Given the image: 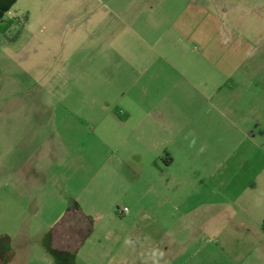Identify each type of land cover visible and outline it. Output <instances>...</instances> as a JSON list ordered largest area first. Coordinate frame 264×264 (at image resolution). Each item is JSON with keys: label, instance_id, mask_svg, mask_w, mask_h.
<instances>
[{"label": "rangeland", "instance_id": "rangeland-1", "mask_svg": "<svg viewBox=\"0 0 264 264\" xmlns=\"http://www.w3.org/2000/svg\"><path fill=\"white\" fill-rule=\"evenodd\" d=\"M17 7L0 36V264H264L263 253L227 259L201 222L158 226L159 214L172 213L161 212L147 185L169 183L179 169L165 159L153 169L156 150L124 139L140 114L159 110L163 139L171 141L170 124L180 134L169 149L178 167L197 171L205 141L222 131L217 112L236 109L237 126L253 135L242 137L238 178H256L264 191V0ZM162 55L180 66L157 63ZM239 62L234 73L228 66ZM219 84L218 95L203 96ZM128 110L136 116L125 126ZM189 139L198 159L184 153ZM124 208L137 214L134 223Z\"/></svg>", "mask_w": 264, "mask_h": 264}, {"label": "crops", "instance_id": "crops-1", "mask_svg": "<svg viewBox=\"0 0 264 264\" xmlns=\"http://www.w3.org/2000/svg\"><path fill=\"white\" fill-rule=\"evenodd\" d=\"M18 1L0 0V36L13 25L17 15ZM159 58L157 63L162 61L171 70L180 66L178 61L166 59L163 55ZM242 63H233L234 65L228 67L233 68L235 73ZM232 73L228 75L227 79H231ZM221 88L222 84H219L213 91L203 93V96L218 95V90ZM144 113L140 114L136 124H130L135 118L136 112L128 110L124 113V125L130 124L129 134L124 138L125 144L138 143L140 147L156 150L155 154H152V157L150 156L148 159L150 166L155 170L156 168L159 169L158 161L160 159H165V168H172L176 165V168L179 169L177 172H172L169 183L147 185L146 192L154 198L155 204L161 208V212H166L167 215L169 212L172 213L166 219H164L165 215L162 217L159 214L158 219H156L157 225L161 227L173 226L181 220L187 226H194L196 222H201L208 235L210 234L208 232L214 228L212 231L221 244L220 253L230 260L245 261L258 257L260 253L264 254V226L260 223L261 218H259L260 215L262 218L264 217V191H259L260 185L256 178L246 180V182L241 181L242 177L239 173L246 161L241 155H237L239 154L238 150L244 142L242 137L251 138L253 135L248 132L244 136V131L241 130L240 126H237L235 117L238 115V110L229 107L217 112L216 116L222 123L220 128L222 131L216 139L212 135L211 140L205 141L207 154L202 160L195 158L194 150L197 147L195 141L193 143V140L189 139L183 143L184 148H186L184 153L187 159L192 157V159L202 161V168L197 171L192 164L187 169L179 168L177 158L172 152H169L171 141L177 142V137L180 135H173L170 131L173 129V124L167 127L171 133V141L169 142L167 139H163V135H160V129L155 118L157 116L162 117L159 110ZM163 116L167 117L168 114L163 113ZM207 117L210 119L209 116ZM180 132L182 133V131ZM169 155H171L170 158H168ZM139 161L142 162L143 159L141 158ZM19 170L20 168L16 167L15 176L17 182L19 181L22 185ZM138 172L143 176L142 172L139 170ZM263 172L264 168L261 173ZM24 179L23 183L29 187L33 179L29 175L22 177L21 180ZM163 189L170 191H161ZM175 212L180 215L179 219H173ZM128 213L129 221L134 223L137 214H134L132 209H128L125 213L120 210L121 215ZM220 227L223 229L217 230ZM159 256V259H162V254Z\"/></svg>", "mask_w": 264, "mask_h": 264}, {"label": "built area", "instance_id": "built-area-1", "mask_svg": "<svg viewBox=\"0 0 264 264\" xmlns=\"http://www.w3.org/2000/svg\"><path fill=\"white\" fill-rule=\"evenodd\" d=\"M127 211H128L127 208H124V209L122 210L123 213H125V212H127Z\"/></svg>", "mask_w": 264, "mask_h": 264}, {"label": "trees", "instance_id": "trees-1", "mask_svg": "<svg viewBox=\"0 0 264 264\" xmlns=\"http://www.w3.org/2000/svg\"><path fill=\"white\" fill-rule=\"evenodd\" d=\"M4 28V27H3ZM1 30H3L4 31V29H1Z\"/></svg>", "mask_w": 264, "mask_h": 264}, {"label": "clouds", "instance_id": "clouds-1", "mask_svg": "<svg viewBox=\"0 0 264 264\" xmlns=\"http://www.w3.org/2000/svg\"><path fill=\"white\" fill-rule=\"evenodd\" d=\"M193 143H194V141H193Z\"/></svg>", "mask_w": 264, "mask_h": 264}]
</instances>
